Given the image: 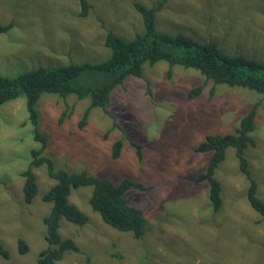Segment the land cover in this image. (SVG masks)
I'll return each mask as SVG.
<instances>
[{"label":"rangeland","instance_id":"obj_1","mask_svg":"<svg viewBox=\"0 0 264 264\" xmlns=\"http://www.w3.org/2000/svg\"><path fill=\"white\" fill-rule=\"evenodd\" d=\"M88 15L79 0H0V74L14 76L39 66L97 63L110 56L108 30L125 39L143 31L135 1L90 0ZM156 28L182 33L205 43L215 40L227 54L243 52L264 60V0H165ZM159 61L143 66L141 77L128 76L111 93L105 108H94L79 127L89 98L44 93L38 104L39 128L48 136L45 154L57 169L83 170L116 183L129 178L143 187L126 191L142 208L147 230L141 239L107 224L89 204L91 187L72 191L70 201L89 215L78 226L61 219L63 237L81 251L66 252L57 264H264V218L247 199L249 181L229 148L216 170L223 205L215 212L208 185L198 176L210 153L196 150L208 134L233 132L240 118L259 102L254 144L245 154L258 195L264 199V97L248 88L215 84L198 70ZM201 87L197 95L190 91ZM68 106V115L62 113ZM122 139L118 157L115 141ZM134 143L142 147V158ZM37 143L28 121L26 97L0 105V243L9 256L0 264H38L47 245L43 222L51 208L42 195L53 184L45 166L35 168L38 192L24 200L22 171ZM28 244L19 250L18 240Z\"/></svg>","mask_w":264,"mask_h":264},{"label":"trees","instance_id":"obj_2","mask_svg":"<svg viewBox=\"0 0 264 264\" xmlns=\"http://www.w3.org/2000/svg\"><path fill=\"white\" fill-rule=\"evenodd\" d=\"M165 0L149 6L140 1L134 7L143 20V31L132 39H125L112 30H108L104 45L110 49V56L101 62H71L60 66H39L33 70L14 76L0 74V105L18 98L26 97L28 121L33 127V138L37 143L31 150V161L28 168L22 171L24 177V200L31 203L38 192L35 168L45 166L53 184L42 195L45 202L51 203L49 213L44 216L46 246L39 252L38 264H57L66 252L81 251L71 237H63L60 231L61 219L75 225L83 226L89 221V215L77 204L70 201L73 190L91 187L89 204L101 218L112 227L131 232L135 239H141L147 230V220L142 208L132 204L126 197L131 187H143L129 178L116 183L108 177L88 173L70 172L57 169L51 157L45 154L48 136L39 128L37 104L44 93H55L61 97L75 94L78 99L89 98V105L83 112L79 127H84L92 109L105 108L110 101L113 89L128 76L141 77L143 66L166 61L168 74L176 65L194 68L200 71L207 80L215 84L230 87H243L253 90L264 97V60L248 56L243 52L225 53L215 40L202 43L182 33L169 34L156 28V13ZM82 16L88 15L93 8L90 0H79ZM13 23L0 25V31L11 27ZM201 87L190 91L197 95ZM259 102L245 113L233 132L208 134L196 147L198 152L210 153L206 169L198 176L208 185V196L215 212L223 205L222 182L216 176V170L225 160L229 148L234 149L241 172L249 181L247 199L254 210L264 218V199L258 195V182L249 169L245 154L249 145L254 144L253 131L256 128V115ZM68 106L62 113V119L68 115ZM123 141L118 139L113 145V156L121 153ZM138 157L142 158V147L138 143ZM255 181V182H254ZM19 250L27 252V242L19 238ZM0 255L9 256L0 243Z\"/></svg>","mask_w":264,"mask_h":264},{"label":"bare ground","instance_id":"obj_3","mask_svg":"<svg viewBox=\"0 0 264 264\" xmlns=\"http://www.w3.org/2000/svg\"><path fill=\"white\" fill-rule=\"evenodd\" d=\"M255 182V181H254Z\"/></svg>","mask_w":264,"mask_h":264}]
</instances>
